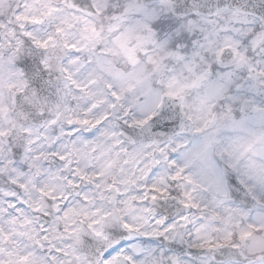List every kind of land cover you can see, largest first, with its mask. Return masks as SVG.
I'll use <instances>...</instances> for the list:
<instances>
[{"label":"clouds","instance_id":"1","mask_svg":"<svg viewBox=\"0 0 264 264\" xmlns=\"http://www.w3.org/2000/svg\"><path fill=\"white\" fill-rule=\"evenodd\" d=\"M0 264H264V0H0Z\"/></svg>","mask_w":264,"mask_h":264}]
</instances>
